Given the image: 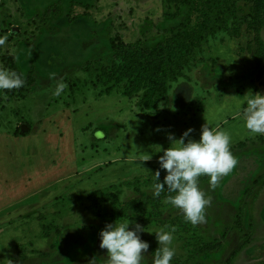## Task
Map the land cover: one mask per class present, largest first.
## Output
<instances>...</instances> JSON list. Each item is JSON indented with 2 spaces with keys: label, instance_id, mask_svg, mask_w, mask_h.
<instances>
[{
  "label": "rangeland",
  "instance_id": "rangeland-1",
  "mask_svg": "<svg viewBox=\"0 0 264 264\" xmlns=\"http://www.w3.org/2000/svg\"><path fill=\"white\" fill-rule=\"evenodd\" d=\"M58 1L60 16L43 18ZM178 8L170 0H0V36L7 37L0 69L12 70L7 58L13 56L24 74L33 68L37 78L26 98L0 90V132L12 135L25 125L37 135L0 141V264H105L99 233L119 219L144 229L138 233L149 244L143 264H152L161 229L175 230L170 264H264V135L250 134L243 121L245 94H264L255 33L242 25L237 33L206 36L169 82L158 110L140 104L143 91L123 96V85L104 95L97 79L117 44L152 49L176 33L184 16L166 13ZM236 8L239 18L250 14L243 0ZM195 18L190 34L198 31ZM58 84L65 87L55 95ZM206 121L229 133L237 164L215 188L208 176L198 182L210 200L204 222L193 225L164 200V214H151L152 175L161 150L171 146L167 135L179 139L191 128L189 138L198 141ZM28 156L38 181L24 195ZM165 175L161 170V182ZM126 205L143 213L111 218ZM47 225L48 237L42 235ZM218 243L221 249L203 253Z\"/></svg>",
  "mask_w": 264,
  "mask_h": 264
},
{
  "label": "trees",
  "instance_id": "trees-1",
  "mask_svg": "<svg viewBox=\"0 0 264 264\" xmlns=\"http://www.w3.org/2000/svg\"><path fill=\"white\" fill-rule=\"evenodd\" d=\"M179 6L175 13H166L167 17L184 16L179 30L170 36L168 40L159 43L152 49H142L138 44L124 45L117 44L113 49V56L110 62L100 66L98 81L106 86L104 95L112 94L115 86L123 85L122 95L130 97L131 94L143 91L140 104L146 110H158L160 103L168 95L169 82L175 81L181 75V68L189 63L190 57L195 53L204 38L210 34L219 32L235 33L239 32L242 25L255 33V43L258 47L260 56L264 57V0H243L250 6V14L239 18L237 16L236 3L238 0H170ZM60 2L49 5L43 14V18L51 19L60 16ZM88 6V5H86ZM185 8V12L183 10ZM196 14L199 20L198 31L190 34L192 17ZM171 33V31H170ZM193 37L191 38V36ZM7 64L12 71L21 75L24 79V85L20 88L8 90L11 94H16L19 98H26L30 88L36 84V74L32 68L27 74H24L16 64L14 57L7 58ZM88 70V68L86 67ZM72 86H78L73 82ZM80 86V84H79ZM102 94V93H101ZM13 136L27 135L21 127L12 133ZM259 142L264 143V137H259ZM207 176L198 179V182H204ZM127 185L128 182H125ZM116 188V186H111ZM167 186H165L166 188ZM93 192L91 196L94 195ZM104 196L106 191L100 192ZM159 197H154L153 215H162L165 212L161 201L165 196L175 195V193L164 191ZM136 214L143 213V210L135 206L126 205V208L112 212V219L119 217H128V211ZM51 226L43 227V236L48 237ZM222 244H210L203 249V253H211L221 249ZM240 250V249H239ZM237 251L239 253L240 251Z\"/></svg>",
  "mask_w": 264,
  "mask_h": 264
},
{
  "label": "clouds",
  "instance_id": "clouds-1",
  "mask_svg": "<svg viewBox=\"0 0 264 264\" xmlns=\"http://www.w3.org/2000/svg\"><path fill=\"white\" fill-rule=\"evenodd\" d=\"M7 37L0 36V45ZM24 85V79L15 71L0 69V90H11ZM65 86L58 84L55 95H59ZM243 121L245 129L254 135H264V94L251 92L243 97ZM193 129L189 128L179 139L169 133L167 139L171 146L162 149L159 157V169L152 175L153 197H159L165 190L175 193L164 197V202L182 211L186 221L196 225L204 222V210L210 203L209 198L198 186V178L209 177V186L215 188L218 180L233 170L237 159L230 150L231 137L227 131L211 128L206 121L201 126L199 140L189 138ZM187 141V142H186ZM161 170L166 171L163 182L160 181ZM165 185L167 186L165 188ZM133 221L120 222V219L106 223L99 233L101 249L107 250L105 264H143V253L149 244L138 233L144 231L142 226ZM157 230L158 249L153 254L152 264H170L175 256L172 245L173 232Z\"/></svg>",
  "mask_w": 264,
  "mask_h": 264
},
{
  "label": "crops",
  "instance_id": "crops-1",
  "mask_svg": "<svg viewBox=\"0 0 264 264\" xmlns=\"http://www.w3.org/2000/svg\"><path fill=\"white\" fill-rule=\"evenodd\" d=\"M41 127V126H40ZM43 127V126H42ZM41 127V128H42ZM36 129V128H35ZM35 132H36V130H35ZM25 133H27V132H25ZM44 133H45V130L43 129V133H42V137L41 138H44ZM22 136V135H21ZM21 136H13V135H10V134H6V133H2V132H0V141L1 142H4V141H7L8 143H11V142H13V141H17L18 139H21ZM24 136H26V135H24ZM27 136H29V137H34V139H35V137L37 136V135H33V134H31V135H28L27 134ZM35 158V157H34ZM34 158L32 159L31 158V160H33L34 161ZM37 158V157H36ZM35 158V159H36ZM22 159H24V158H21V160ZM21 160H20V162H21ZM24 170L26 171V174L24 175L25 176V178L27 179V181H25L24 183H23V189H25V192H22L24 195L26 194V192H27V194H28V192H29V190H31L32 188H30L31 187V184H33V182H36V180L38 179V174H37V166H36V162H35V164H34V169L32 168V162L30 161V156H28L26 159H24ZM9 163H11V162H9ZM16 164L18 163V161H16L15 162ZM14 162L12 163V164H15ZM14 166V165H13ZM5 167H6V165H5ZM32 169H33V171H34V175H32ZM22 172H23V170H21ZM36 171V172H35ZM0 172H4V169L2 170V169H0ZM52 172H55V171H52ZM0 176H1V174H0ZM38 181V180H37ZM19 186V185H18ZM17 186V187H18ZM16 187V188H17ZM21 193V194H22ZM26 194V195H27ZM1 202V201H0Z\"/></svg>",
  "mask_w": 264,
  "mask_h": 264
},
{
  "label": "water",
  "instance_id": "water-1",
  "mask_svg": "<svg viewBox=\"0 0 264 264\" xmlns=\"http://www.w3.org/2000/svg\"><path fill=\"white\" fill-rule=\"evenodd\" d=\"M21 129H22L23 132H27L28 131V127L25 126V125H22Z\"/></svg>",
  "mask_w": 264,
  "mask_h": 264
}]
</instances>
